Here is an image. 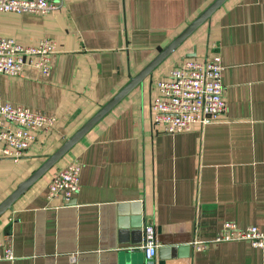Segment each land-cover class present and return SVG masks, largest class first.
<instances>
[{"label":"crops","instance_id":"obj_1","mask_svg":"<svg viewBox=\"0 0 264 264\" xmlns=\"http://www.w3.org/2000/svg\"><path fill=\"white\" fill-rule=\"evenodd\" d=\"M212 0H63L48 12H0V33L56 41L51 73H0V99L56 117L19 160L0 159V203ZM220 57L227 112L168 134L152 123L157 83L183 60ZM81 162L69 203L47 199L52 174ZM264 225V0H225L143 81L0 215V264H264L244 241L201 251L222 225Z\"/></svg>","mask_w":264,"mask_h":264},{"label":"built area","instance_id":"obj_2","mask_svg":"<svg viewBox=\"0 0 264 264\" xmlns=\"http://www.w3.org/2000/svg\"><path fill=\"white\" fill-rule=\"evenodd\" d=\"M63 0H0L1 11L48 12L63 5ZM57 52L56 41L40 37L32 44H23L0 33V73L21 76L25 66L37 68L44 76L51 73V61ZM220 57L203 61L183 60L170 68L157 83V97L151 103L153 125L168 134L191 130L193 125L206 126L220 121L227 112L225 86L222 82ZM56 121L52 114L14 105L0 99V159L19 160L41 132L50 130ZM81 162L75 159L55 171L47 184V199L70 202L80 188ZM244 241L264 251V225L239 227L225 222L214 238L194 240L193 247L201 251L220 242ZM141 249L147 263H153L157 252L155 228L152 222L143 226ZM15 259L9 241L0 243V260Z\"/></svg>","mask_w":264,"mask_h":264},{"label":"water","instance_id":"obj_3","mask_svg":"<svg viewBox=\"0 0 264 264\" xmlns=\"http://www.w3.org/2000/svg\"><path fill=\"white\" fill-rule=\"evenodd\" d=\"M225 0H212L201 10L180 32H178L168 44L145 65L135 76L117 91L107 102H105L81 127L68 137L53 153L48 155L45 161L20 182L16 188L0 203V215L11 207L13 202L19 198L35 181H37L48 169H50L63 155H65L98 121H100L115 105H117L135 86L140 84L145 77L151 75L152 71L169 55L181 42L190 35L201 23L208 19L211 14Z\"/></svg>","mask_w":264,"mask_h":264}]
</instances>
